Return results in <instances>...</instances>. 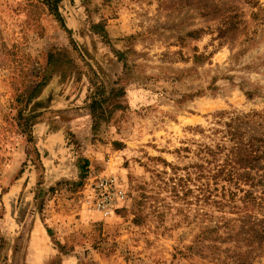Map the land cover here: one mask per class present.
I'll return each instance as SVG.
<instances>
[{
  "label": "rangeland",
  "instance_id": "rangeland-1",
  "mask_svg": "<svg viewBox=\"0 0 264 264\" xmlns=\"http://www.w3.org/2000/svg\"><path fill=\"white\" fill-rule=\"evenodd\" d=\"M222 113L264 120V0H0V264H36L33 220L48 264H264V214L194 176ZM113 174L105 218L86 186Z\"/></svg>",
  "mask_w": 264,
  "mask_h": 264
},
{
  "label": "trees",
  "instance_id": "trees-1",
  "mask_svg": "<svg viewBox=\"0 0 264 264\" xmlns=\"http://www.w3.org/2000/svg\"><path fill=\"white\" fill-rule=\"evenodd\" d=\"M47 4L51 11L55 10L50 2ZM248 97L252 99L251 95ZM214 122L208 138L215 144L205 145L198 155L201 162L194 167L195 179L198 182L204 180L202 190L207 202L218 210L233 208L238 216L253 212L250 208H257L264 214V197L259 198L256 192L264 182V174L260 175L264 171V133L261 138H246L251 124L264 130L263 118L259 114L244 116L222 113L215 117ZM243 186H249L251 190L244 191ZM233 189L241 190L245 195L241 197ZM238 202H242L245 209H236ZM251 214L247 213L246 216L251 218Z\"/></svg>",
  "mask_w": 264,
  "mask_h": 264
},
{
  "label": "built area",
  "instance_id": "built-area-1",
  "mask_svg": "<svg viewBox=\"0 0 264 264\" xmlns=\"http://www.w3.org/2000/svg\"><path fill=\"white\" fill-rule=\"evenodd\" d=\"M86 188L84 206L105 218L113 216L128 201L123 179L114 174L91 177Z\"/></svg>",
  "mask_w": 264,
  "mask_h": 264
},
{
  "label": "crops",
  "instance_id": "crops-1",
  "mask_svg": "<svg viewBox=\"0 0 264 264\" xmlns=\"http://www.w3.org/2000/svg\"><path fill=\"white\" fill-rule=\"evenodd\" d=\"M30 239L36 264H48L56 251L43 221L33 220L31 222Z\"/></svg>",
  "mask_w": 264,
  "mask_h": 264
}]
</instances>
